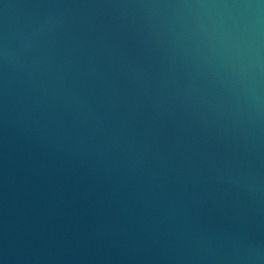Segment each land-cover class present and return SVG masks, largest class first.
Returning <instances> with one entry per match:
<instances>
[{
	"label": "water",
	"instance_id": "water-1",
	"mask_svg": "<svg viewBox=\"0 0 264 264\" xmlns=\"http://www.w3.org/2000/svg\"><path fill=\"white\" fill-rule=\"evenodd\" d=\"M0 264H264V0H0Z\"/></svg>",
	"mask_w": 264,
	"mask_h": 264
}]
</instances>
